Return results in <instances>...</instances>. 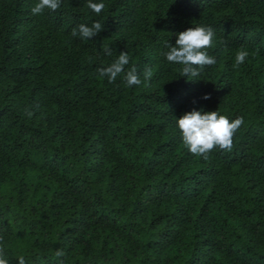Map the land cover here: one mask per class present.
Returning <instances> with one entry per match:
<instances>
[{"label":"trees","instance_id":"obj_1","mask_svg":"<svg viewBox=\"0 0 264 264\" xmlns=\"http://www.w3.org/2000/svg\"><path fill=\"white\" fill-rule=\"evenodd\" d=\"M36 2L0 0L8 264H264V0H92L99 15L88 0L33 15ZM94 21L97 36H71ZM197 26L214 29L216 63L192 81L160 53ZM122 52L140 85L99 76ZM194 109L243 118L231 151H188L176 119Z\"/></svg>","mask_w":264,"mask_h":264},{"label":"clouds","instance_id":"obj_2","mask_svg":"<svg viewBox=\"0 0 264 264\" xmlns=\"http://www.w3.org/2000/svg\"><path fill=\"white\" fill-rule=\"evenodd\" d=\"M62 0H37L31 8L33 15H42L44 11H56L60 8ZM87 7L94 13L99 15L105 8L104 3H94L88 0ZM104 30V26L94 21L90 25L80 24L73 28L72 37L79 36L82 40H90ZM215 31L210 26L189 27L187 30L179 32L176 35L175 46L168 45V51L161 52L167 62L181 65V77H187L189 80L197 81L206 66H212L216 63V58L210 55L206 49L213 46ZM219 44L226 45V41L221 39ZM102 52L106 56H112V50L109 46L104 45ZM258 54V51L257 53ZM250 53L247 50H238L235 54L233 68L237 69L244 64ZM130 63V57L127 52L118 55L109 66L97 69L100 77L107 78L109 83H115L118 76L122 79L126 86H138L142 83L140 74L136 66H132L126 70V66ZM153 75L151 68H145L143 72V82L147 83ZM209 95H205L203 99H209ZM26 114L31 116L33 113L26 110ZM243 124V118L239 117L230 121L225 115L219 111L202 112L192 110L183 114L176 119V127L180 130L181 138L184 146L190 153L195 156L202 157L207 160L209 154L215 149L231 151L233 147V137ZM3 238L0 237V240ZM5 249L0 247V264H8L4 258ZM56 257H63L65 253L57 250ZM19 264H25V258L19 257Z\"/></svg>","mask_w":264,"mask_h":264}]
</instances>
